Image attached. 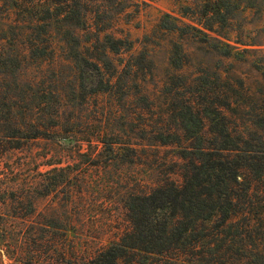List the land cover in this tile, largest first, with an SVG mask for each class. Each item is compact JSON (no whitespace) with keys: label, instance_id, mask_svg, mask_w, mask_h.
<instances>
[{"label":"rangeland","instance_id":"374dc122","mask_svg":"<svg viewBox=\"0 0 264 264\" xmlns=\"http://www.w3.org/2000/svg\"><path fill=\"white\" fill-rule=\"evenodd\" d=\"M87 9L73 37L60 32L71 26H52L51 35L32 34L39 45L31 51L26 24L16 29L14 14L0 10V44L21 58V113L52 132L0 159L9 180L17 174L13 192L35 197L34 212L25 201L0 206V264H89L117 242L130 227V194L165 178L181 183L179 150L188 142L178 119L188 99L201 117L222 125L210 114L221 107L230 130L264 138V0H106ZM109 38L120 50L106 59ZM75 52L99 72L71 60ZM103 135L130 149L102 153ZM256 180L248 218L264 264V179Z\"/></svg>","mask_w":264,"mask_h":264},{"label":"trees","instance_id":"16d2710c","mask_svg":"<svg viewBox=\"0 0 264 264\" xmlns=\"http://www.w3.org/2000/svg\"><path fill=\"white\" fill-rule=\"evenodd\" d=\"M103 1L106 0H0V10L8 15L14 14L19 27L16 29L26 24L24 37L31 51L39 45L33 33L51 35L52 26L62 28L69 25L71 27L60 31L69 38L72 36L69 30L86 26L88 5ZM105 44L101 55L106 59L107 50L113 53L120 50L117 46L120 41L109 38ZM7 50L0 44V159L30 142L51 138L52 133L43 131L44 126L21 113L28 103L27 93L20 88L21 58L13 50ZM71 60L90 62L78 52ZM89 64L99 72L98 64ZM188 101L178 119V129L186 134L188 142L179 150V157L183 160L181 183L175 184L165 178L149 187L147 192L130 194L125 206L130 227L89 264H243L247 260L248 264H260V240H252L256 226L248 218L252 215V184L256 179L242 176L246 172L257 180L264 179V138L254 134L247 138L230 130L224 122L221 107H216L210 114L219 116L222 125L217 118L201 117L195 101ZM194 118L199 119L196 135L191 129L196 122ZM51 122L55 126V121L51 119ZM207 126L212 137L200 134ZM106 136L97 141L102 145V153L118 155L124 150L122 148L130 149V143L115 139L109 142ZM156 142L160 145L170 143L162 138ZM177 144H181L180 138ZM6 175L0 170V206L8 209L10 202L21 204L25 201L34 212L35 197L15 194L13 191L20 186L12 180L17 174L11 180ZM34 184L30 183L28 187L34 188ZM257 218L260 221L258 215ZM249 241L255 244V248L248 253L245 243ZM236 247L239 251H234Z\"/></svg>","mask_w":264,"mask_h":264},{"label":"clouds","instance_id":"9594fccd","mask_svg":"<svg viewBox=\"0 0 264 264\" xmlns=\"http://www.w3.org/2000/svg\"><path fill=\"white\" fill-rule=\"evenodd\" d=\"M6 264H7V262H6Z\"/></svg>","mask_w":264,"mask_h":264}]
</instances>
